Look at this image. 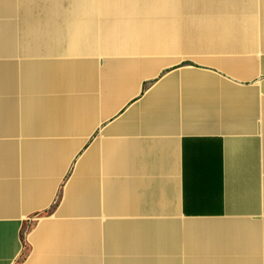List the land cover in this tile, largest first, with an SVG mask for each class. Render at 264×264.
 I'll list each match as a JSON object with an SVG mask.
<instances>
[{
    "label": "crops",
    "instance_id": "0c3cea01",
    "mask_svg": "<svg viewBox=\"0 0 264 264\" xmlns=\"http://www.w3.org/2000/svg\"><path fill=\"white\" fill-rule=\"evenodd\" d=\"M0 264H264V0H0Z\"/></svg>",
    "mask_w": 264,
    "mask_h": 264
}]
</instances>
